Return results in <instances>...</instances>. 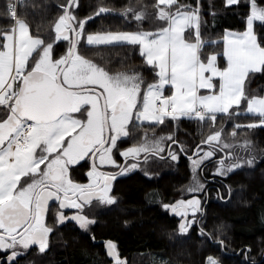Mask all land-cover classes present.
Wrapping results in <instances>:
<instances>
[{"label": "snow or ice", "instance_id": "obj_1", "mask_svg": "<svg viewBox=\"0 0 264 264\" xmlns=\"http://www.w3.org/2000/svg\"><path fill=\"white\" fill-rule=\"evenodd\" d=\"M239 3L225 0L226 7ZM248 3L245 30H226L222 53L211 54L202 50L221 41L202 37L199 3L192 7L177 0H155L153 15L159 23L152 30L86 33L85 24L93 16L78 19L79 0H65L59 5L53 35L47 37L33 32L18 15L16 3L7 4L12 25L0 30V251L8 253L4 264H18L17 258L34 245L39 253L48 248L53 232L46 223L50 202L57 205L56 224L72 220L87 230L96 221L83 210L93 202L115 204L112 182L118 175L150 159L178 161L181 153L187 156L174 132L156 136L155 126L166 120L192 119L211 129L187 157L195 181L188 192L203 190L204 185L195 180L196 170L217 152L223 154L217 160L220 175L253 164L254 156L236 152L237 148L247 152L252 143L237 141V129L264 126V95L246 90L257 74H264V4ZM110 11L101 6L95 15ZM129 13L138 22L146 16L144 10L131 6L122 12ZM61 41L68 47L56 56L54 45ZM124 45L138 47L154 72L151 82L135 70L111 73L80 51L83 46ZM218 55L224 58L223 66ZM218 114L229 119L251 114L257 120L235 124L225 134L223 127H215ZM126 139L135 142L121 149ZM116 154L124 159L123 165ZM81 162H90L87 183H78L72 176ZM105 167L118 171H105ZM162 207L181 218L180 234H187L198 223L196 214L202 212L198 198ZM68 209L76 211L67 215ZM200 235L211 238L212 234L201 227ZM105 247L114 264H125L113 241H106ZM207 264L220 262L210 255Z\"/></svg>", "mask_w": 264, "mask_h": 264}, {"label": "trees", "instance_id": "obj_2", "mask_svg": "<svg viewBox=\"0 0 264 264\" xmlns=\"http://www.w3.org/2000/svg\"><path fill=\"white\" fill-rule=\"evenodd\" d=\"M9 2L13 0H0V30L12 25L6 10ZM64 2L65 0H23L21 3L19 0L18 15L29 22L33 32L39 31L42 36H51L52 26L61 14L59 5ZM177 2L192 7L199 3L201 32L205 39L221 41L226 30L242 32L246 28L248 0H240L238 5L227 7L225 0H177ZM257 2L264 4V0ZM154 3L155 0H79V7L75 12L78 19L93 16V19L85 24L86 33L136 31L140 28L152 30L159 23L153 15ZM101 6L111 11L96 16L95 11ZM130 6L135 7L137 11L144 10L145 19L138 22L131 13L123 15V10ZM67 47L65 41L57 43L54 45V55L64 54ZM80 51L111 73L135 70L146 81L151 82L153 79V70L145 64L136 46L100 48L83 46ZM222 51V41L203 49L204 54ZM224 63V58L220 55V65L223 66ZM246 90L251 94H263L264 74H257L251 83L247 84ZM254 118L242 114L229 119L219 114L215 127L217 129L223 127L224 133L228 134L232 132L235 124L247 125L257 119ZM167 121L169 120L165 123ZM180 121L187 135L183 132L179 133L183 135L174 132L175 137L192 153L211 129L207 124L202 126L196 120L182 118ZM163 125L155 126V132ZM144 127L152 131V126L147 123ZM236 131L237 141L248 139L252 142L247 152L240 148L236 149L242 157L254 156L252 165L244 164L226 175H220L216 172L217 160L223 154L217 152L216 156L205 160L196 170L195 180L204 185L203 190L188 192V187L195 186L192 164L187 170L183 161L180 164L173 162L175 169L172 167L159 178L153 176L152 179L129 182L124 195L131 206L122 213L118 211L106 225L97 227L96 235L116 239L122 253L129 256L130 264H207V257L210 255L220 264H264V126L251 129L241 127ZM170 132L173 131H160L157 135H167ZM202 147L207 148V145ZM205 163L207 166L202 174L201 167ZM210 184H217L222 192L220 195L215 188L210 191L211 198L201 219V226L206 233L212 234L211 238L206 235L200 236L197 232L180 237L177 231V234L172 231L174 226L172 220L163 217V213L157 207H147L154 203L160 205L174 195L176 197L199 195L205 199L206 187ZM153 188L156 191H150ZM123 221L128 223L133 221V225L125 228ZM47 224L53 227L48 248L44 253L32 249L23 260L18 261V264H106L101 246L92 244L89 236L77 234L79 230L77 227L69 225L57 228L55 212ZM168 226L169 228H166ZM221 240L224 242L223 246L219 243Z\"/></svg>", "mask_w": 264, "mask_h": 264}, {"label": "flooded vegetation", "instance_id": "obj_3", "mask_svg": "<svg viewBox=\"0 0 264 264\" xmlns=\"http://www.w3.org/2000/svg\"><path fill=\"white\" fill-rule=\"evenodd\" d=\"M181 121H167L163 126H161L160 128H158L155 132L156 136H158L157 134L162 131V132H166L167 130H171L173 132H175L178 135H183V133L185 135H187V131L184 130L181 125H180ZM151 130V129H148ZM141 132L143 131V129L140 130ZM150 132V131H149ZM180 132H183L182 134H179ZM139 135V133H138ZM135 141L132 139H126V142L121 143L120 147L121 149L127 148L129 146H131ZM173 149H176V146L173 145ZM166 156V153L164 154ZM188 156H192V153L190 151H187V156L183 153L180 154L178 161H171L168 158L165 159H155L160 161L159 163H151L153 159H150L146 164H142L140 168H137L136 170H133L125 175H118L116 177V179L112 182V192L111 194L114 195L116 197V203L112 204V205H97L96 202H93V205L90 207H86L83 210V214L87 215L90 219H95L96 223L92 224L89 226V228L87 230L81 229L78 224L72 220H68L62 224H57V228H61L62 226H74L77 227L79 230H77V234L82 233L84 235L89 236L90 238V242L92 244H97L101 246V251L102 253L105 254L104 257V262H106V264H114V261L111 257H109L107 255V249L105 247V242L108 240L113 241L116 246H117V251L120 254V258L125 262V264H130V258L128 255H124L122 253V250L120 248L119 242L116 239H113L111 237H98L96 235V228L100 227L102 225H106L108 223V221H110V219L115 215L116 213L119 211V213H122L123 211L126 210V208L130 207L131 205H129L127 203L126 197H125V193L127 192V186L129 182L132 181H141L143 179H152L153 176H157V178H159L160 176L163 175V173L167 172L168 170H171L172 167L175 169V165H172V163H176V164H180L182 161L185 164V167L187 168V170L190 169V164L191 161L187 158ZM194 158V157H193ZM115 159L117 160L118 164L123 165L124 164V159L119 156V154L115 155ZM163 163V164H161ZM206 164V163H205ZM202 165L201 167V173H204L205 167L206 165ZM90 168V162H81L80 165H77L74 170L72 171V176L74 178V180L78 183H87V176H86V172L87 170ZM103 170L105 171H112V172H116L118 171V169L112 168V167H105ZM147 173V175L145 174ZM206 180V179H205ZM206 182H208L206 180ZM218 182V181H217ZM214 188L219 191V194L221 195V191L220 188L217 184H210L209 186L206 187V191H205V199H202L201 202V208H202V212H198L197 215V220L198 223H194L192 225V227L189 229L187 234H180L178 232V225L181 222V218L179 216H176L175 214L171 213L169 210H165L162 205L163 204H168V203H175V201L180 200V199H184V200H189L191 197L195 196H199V195H189L186 197H175L172 196L169 200L167 201H163L162 204L158 205V204H153V205H148L147 207L153 208V207H157L163 214V217H165L168 220H172L174 222V226H172V231H174L175 234L178 233V236L182 237V236H189L191 234V232H197L200 235V228L201 226V219L204 216L207 206H208V202L210 201L211 198V194L210 191L214 190ZM150 191H156L154 188L150 189ZM221 197V196H220ZM223 199V198H222ZM57 211V205L55 202H50V209H49V213L46 217V223L48 222V219H50L51 215L53 212L56 213ZM76 210L74 209H68L65 210V213L67 215H71L75 212ZM191 218V215H189V219ZM124 224L123 226L125 228H130L133 225V221L131 222H127V221H123ZM130 224V225H129ZM166 228H169L166 227ZM205 230V229H204ZM177 231V233H176ZM51 236V234L49 235V237ZM202 236V235H200ZM93 237H95V239H93ZM32 249H36L37 250V246H32L24 255L18 257V261L23 260V258H25L27 256V254H29L31 252ZM38 251V250H37ZM8 253L4 252V251H0V264H4V261L7 259Z\"/></svg>", "mask_w": 264, "mask_h": 264}, {"label": "rangeland", "instance_id": "obj_4", "mask_svg": "<svg viewBox=\"0 0 264 264\" xmlns=\"http://www.w3.org/2000/svg\"><path fill=\"white\" fill-rule=\"evenodd\" d=\"M16 1L17 0H13V3H16ZM17 13H18V11H17ZM127 31H135V30H127ZM227 31H232V32H237V33H239L240 31H236V30H227ZM244 31V30H243ZM203 51V50H202ZM217 61H218V64L220 65V55H218V57H217ZM221 66V65H220ZM204 90H202V92H203ZM261 95H264V93L263 94H261ZM244 104H242L241 105V111L243 110V108H244ZM219 115V114H218ZM247 115H249V116H252L251 114H247ZM252 117H254V116H252ZM256 119V117L254 118V120ZM257 120V119H256ZM255 120V121H256ZM255 121H253L252 123H254ZM259 127H263V126H259ZM160 161H158V160H152V162L151 163H159Z\"/></svg>", "mask_w": 264, "mask_h": 264}, {"label": "water", "instance_id": "obj_5", "mask_svg": "<svg viewBox=\"0 0 264 264\" xmlns=\"http://www.w3.org/2000/svg\"><path fill=\"white\" fill-rule=\"evenodd\" d=\"M193 198H198V199L202 202V199H201L200 196H197V197L193 196V197H191L190 199H193ZM190 199H189V200H190ZM49 238H50V237H49Z\"/></svg>", "mask_w": 264, "mask_h": 264}, {"label": "built area", "instance_id": "obj_6", "mask_svg": "<svg viewBox=\"0 0 264 264\" xmlns=\"http://www.w3.org/2000/svg\"><path fill=\"white\" fill-rule=\"evenodd\" d=\"M18 2H19V0L16 1V4H17V10H18Z\"/></svg>", "mask_w": 264, "mask_h": 264}]
</instances>
